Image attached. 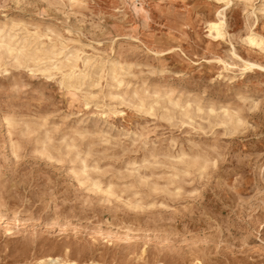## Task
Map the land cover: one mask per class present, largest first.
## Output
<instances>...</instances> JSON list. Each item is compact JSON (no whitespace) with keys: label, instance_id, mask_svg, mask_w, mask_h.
Instances as JSON below:
<instances>
[{"label":"rangeland","instance_id":"rangeland-1","mask_svg":"<svg viewBox=\"0 0 264 264\" xmlns=\"http://www.w3.org/2000/svg\"><path fill=\"white\" fill-rule=\"evenodd\" d=\"M0 34V264H264V0H0Z\"/></svg>","mask_w":264,"mask_h":264},{"label":"bare ground","instance_id":"bare-ground-1","mask_svg":"<svg viewBox=\"0 0 264 264\" xmlns=\"http://www.w3.org/2000/svg\"><path fill=\"white\" fill-rule=\"evenodd\" d=\"M222 1H223V0H222ZM223 4H225V2H224ZM219 9H220V8H219ZM219 9H218V11H217V13H216V16L214 15L215 17L209 19V20L207 21V23H206V26H207V28H208L209 34H210L211 36H214V38H215V37H220V36L222 35L223 12H222L221 9H220V10H219ZM218 14H219V15H218ZM254 18H255V17H254ZM214 26H215V27H214ZM254 35H255V34H254ZM222 36H223V35H222ZM0 38H1V39L3 38V35H2V34H0ZM247 40H248L249 43H251V44H255V45H258V46H259V44L263 43L262 41L258 40V38L254 37V36H251V35H248V36H247L246 41H247ZM11 41H12V35H6V41H2V40H1V42H0V47H3L4 50L8 52L9 55H12V54H13V51L18 52V51H21V49L24 48V46H20V48L17 47L18 45H17V46H14V42L11 43ZM251 46H252V45H251ZM258 46H257V47H258ZM263 47H264V46H263ZM259 48H260V47H259ZM231 53H232V52H231ZM62 54H63V53H62ZM29 56L31 57V59H32L33 62H36L37 60L41 59V58H39L38 55H36V53L29 54ZM14 57H15V61H16V63H17V64H21V60L18 58V56H17V55H14ZM236 58H237V57H236ZM249 60H250V59L244 61L246 67L257 66V67L264 68V65L261 66V65H259L258 63L253 62V61H249ZM69 66H70V68H71L73 65L71 64V65H69ZM119 66H120V65H119ZM121 66H122V65H121ZM54 67H56V66H54ZM244 67H245V66H244ZM56 68H59V67H56ZM110 68H111V67H110ZM121 69H122V68H121ZM44 70H46V68H45ZM107 71H108V70H107ZM117 72H118V71H117ZM69 75H70V73L68 74L67 77H69ZM64 77H65V75H64ZM238 120H239V119H238ZM238 120H237V121H238ZM73 264H74V263H73Z\"/></svg>","mask_w":264,"mask_h":264},{"label":"snow or ice","instance_id":"snow-or-ice-1","mask_svg":"<svg viewBox=\"0 0 264 264\" xmlns=\"http://www.w3.org/2000/svg\"><path fill=\"white\" fill-rule=\"evenodd\" d=\"M219 15V14H218ZM215 27V26H214Z\"/></svg>","mask_w":264,"mask_h":264}]
</instances>
